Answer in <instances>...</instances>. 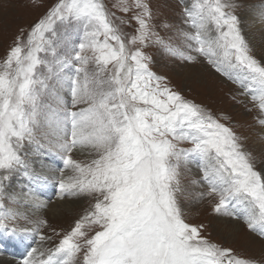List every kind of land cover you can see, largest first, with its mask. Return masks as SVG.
<instances>
[{
    "label": "rangeland",
    "instance_id": "obj_1",
    "mask_svg": "<svg viewBox=\"0 0 264 264\" xmlns=\"http://www.w3.org/2000/svg\"><path fill=\"white\" fill-rule=\"evenodd\" d=\"M263 2L0 0V229L16 232L0 264L35 251L39 264H264V135L247 133L263 122L264 52L245 18ZM120 61L134 73L116 80ZM228 126L245 133L229 159Z\"/></svg>",
    "mask_w": 264,
    "mask_h": 264
},
{
    "label": "bare ground",
    "instance_id": "obj_2",
    "mask_svg": "<svg viewBox=\"0 0 264 264\" xmlns=\"http://www.w3.org/2000/svg\"><path fill=\"white\" fill-rule=\"evenodd\" d=\"M264 3V2H263ZM252 13L251 14H249L248 16L246 15L245 16V18H247L246 20H249L250 19V17H251V15L253 16V18L251 17V19H252V23H255V29L254 30H256L257 32L255 33V34H258L257 35V37H253L252 38V40H253V42L254 41H258L259 39H261V42H260V44H257V45H255L257 48H261L262 50H263V52H264V10H260V9H252V10H250ZM237 15V14H236ZM239 18V17H238ZM255 18V19H254ZM245 21V20H244ZM247 22V21H246ZM251 28V27H250ZM252 33V32H251ZM250 33V34H251ZM216 34V33H215ZM252 36V35H251ZM247 38V37H246ZM244 46V45H243ZM261 51V50H260ZM233 90V89H232ZM232 94V92H229V95H231ZM227 95H226V100H227ZM247 105L248 104H245V105H243L242 103H240V102H238V104H237V106L239 107H237L238 109H236V111L234 110V109H232V111H233V113L235 112L236 113V117H239L238 119H239V122H238V125H239V127L241 128V126H242V124H241V121L243 120L242 119V113H241V111L242 110H244L245 108H247ZM244 106H245V108H244ZM238 112V113H237ZM248 119V118H247ZM247 119L245 120V122L243 123V125H245V123L247 124ZM259 121H263L261 124H259L256 128H254V129H250L247 133L250 135V136H255L256 138L258 137V135L257 134H263L264 135V116L262 117H260V119H259ZM232 122V121H231ZM227 129H228V131H227V136H226V139H227V137H228V144H226V145H224V147L222 148V150H225V157L227 158V159H229V157H230V155L232 154L231 152H234V150H233V146L231 145V144H229V142L230 143H234V142H236V139L238 140V139H240L241 137H242V135L244 136L245 135V133H242V132H239L238 130H235V131H233L229 126L227 127ZM229 135V136H228ZM73 137H74V141L76 142L77 140H78V138H77V136L75 135V134H73ZM56 139L57 140H59V139H61V137L60 136H57L56 137ZM249 140H250V138L248 139V142H249ZM116 141H115V138L112 136V135H107V136H104L103 138H102V142H101V144H104V145H109L110 143H115ZM223 142V141H222ZM221 142V138H218V139H215L214 141L212 140V143H213V145L214 144H220V143H222ZM254 143V142H253ZM62 146H64V142L62 141L61 143H60ZM75 144H77V143H75ZM103 146V145H102ZM107 147V146H106ZM256 147L258 148V149H261V145L260 146H258V145H256ZM264 147V146H263ZM105 148V147H104ZM122 148V147H121ZM221 148V147H220ZM79 149H81V148H79ZM79 149L77 150L78 152H79ZM102 149H103V147H102ZM108 149V148H107ZM104 150V149H103ZM80 152H83L82 151V149L80 150ZM110 152H111V150H110ZM107 154H108V151H105V153L104 154H102L104 157H105V155L107 156ZM77 155V154H76ZM80 155V154H79ZM215 157H219V156H215ZM110 158H111V156H110ZM241 163H244V162H241ZM55 165H57L56 163H55ZM54 164H53V166H55ZM228 170V169H227ZM41 173V175L42 176H45V172H40ZM48 174V173H47ZM50 174V173H49ZM53 175V174H52ZM263 177V176H262ZM64 179V178H63ZM67 179V178H66ZM72 179V178H71ZM264 182V181H263ZM52 189L53 188H51V187H49V188H47V189H45L43 192H42V194L45 196V197H48V196H50V195H52L53 194V192H52ZM113 189V188H112ZM62 190V189H61ZM38 192H39V190H37ZM72 191V190H71ZM65 192H66V190L65 191H62V195H65ZM78 193V192H77ZM105 193H106V191H105ZM61 194V193H60ZM68 194V193H67ZM72 194H74V193H70V194H68V195H65V196H71ZM76 195V197H77V194H74L73 196H75ZM58 198V197H57ZM254 198V197H253ZM254 201V200H253ZM257 201V200H256ZM255 202V201H254ZM236 208V207H235ZM234 207H233V209H235ZM260 209V208H259ZM133 211V210H132ZM144 211V210H143ZM238 213L240 212H243V210H241V209H237L236 210ZM94 213V212H93ZM121 213V212H120ZM122 214V213H121ZM145 214H146V211H145ZM40 215V214H39ZM123 215V214H122ZM61 217H65L66 215L65 214H62V215H60ZM37 217H38V215H37ZM89 217H91V216H88V213L86 214V217L84 218V220L83 219H81V218H78V219H76V220H79V221H74L73 223H77L78 222V224H80V223H84V222H87V223H89L91 220L90 219H87V218H89ZM124 217V216H123ZM36 221V223L38 224V222H37V220H35ZM56 221L57 222H60L61 220H59V219H56ZM69 221V219L66 221V222H68ZM122 222V221H121ZM238 222H236V220L235 221H231V223H230V226H229V233H231V235H234V236H236V239H238V243L239 244H242L243 245V243L241 242V239L243 240V237L244 238H246V240H247V236L245 235V233H243V230H239V227H241L242 228V226H241V224H237ZM117 224V223H116ZM114 225V224H113ZM239 226V227H238ZM74 228V227H73ZM72 228V229H73ZM24 231H25V233H28V231H31V230H29V229H24ZM27 231V232H26ZM115 233V232H114ZM235 233H238V234H235ZM245 235V236H244ZM123 239V238H122ZM26 240H28V238H26ZM123 241H124V239H123ZM126 241V240H125ZM127 242V241H126ZM248 243H250L251 245H252V249H255V250H260L261 249V243H259L258 242V244H256L252 239H250L249 238V242ZM238 245V244H237ZM241 245V246H242ZM254 245H256V246H254ZM258 245V246H257ZM105 246L106 245H104V248H105ZM23 247H25L24 246V244H23ZM23 247H21V249L23 248ZM98 248H99V246H98ZM100 248H102L101 246H100ZM247 248H249V246L247 247ZM103 249V248H102ZM246 249V248H245ZM107 250V249H106ZM108 251V250H107ZM103 255V254H102ZM106 255V254H105ZM33 256L35 257V262H34V264H39L38 263V260L39 259H41L40 258V255H38V252L37 251H35L34 253H33ZM101 258V257H100ZM107 258V257H106ZM263 258H264V256H263ZM96 259V258H95ZM97 261V260H96ZM100 261V260H99Z\"/></svg>",
    "mask_w": 264,
    "mask_h": 264
}]
</instances>
